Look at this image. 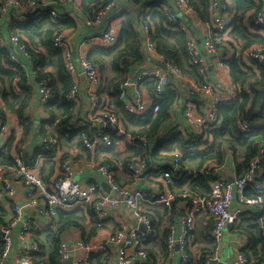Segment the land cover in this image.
<instances>
[{
  "label": "crops",
  "instance_id": "crops-1",
  "mask_svg": "<svg viewBox=\"0 0 264 264\" xmlns=\"http://www.w3.org/2000/svg\"><path fill=\"white\" fill-rule=\"evenodd\" d=\"M40 1L41 2L36 6L33 12L39 10L41 11V14H43L48 10H54L58 15L62 16L64 20L71 18L74 21L73 26L66 30L65 33L68 47L72 51L75 60L79 51L86 52V55H88L89 52L97 49H104L95 43L98 34L102 32L105 26L110 24L119 30L123 20L121 17L123 13H132L135 15L136 20L139 21L140 15L146 14L150 17L152 12L167 7L176 13L179 22L183 25L185 30L182 32L184 33L185 39L190 38L195 41L196 47L204 60V64L207 66V76L203 79V83H210L218 89L229 87L232 82H234L230 76L229 70V61L233 58L240 61L241 69L253 73V78L250 82L253 83L259 80H264V71H261V69H264V61L261 64H258L254 60L245 56V53L250 50L264 51V29H257L246 16H244L243 22L245 27H247L248 34L262 37L263 45H255L242 51L241 41H237L231 36L230 32L232 29L228 27L225 33H220L218 36L214 37L215 41L218 43V47L213 53L207 54L203 48V41L210 35L213 15L212 10L209 18L201 21L193 11L189 13L188 16L180 11L176 7L174 0H142L141 3L137 5H132L130 2L127 3L124 0H113L112 6L105 13L102 21L99 24L87 26L86 22L89 18L79 9L82 0ZM222 1L226 3L228 10L223 18L225 22L229 24L231 23L230 21L238 16V13L235 11V0ZM156 2H159L160 4L155 7L153 5ZM23 8L25 9V7H22L21 9L9 7L0 1V45L7 47V52L9 51L16 56L18 63L22 65L20 70L23 71L28 81L31 83L34 92L32 100L24 112L25 122L20 123L15 113L9 110V108L3 103L1 99L3 86L0 85V112L3 114L9 130L8 142H10V149L13 152L11 157H13L14 153L22 150L24 153L25 164L28 167L34 165V169L36 168L39 170L41 179L45 183L51 182L56 177L61 161L70 160L74 169L73 179L75 181L81 184L97 183L105 190V192L111 193L113 196L117 197L115 193L110 191L105 177L94 167L95 165L111 164L113 167L115 182L119 186L129 191L131 189H141L145 194H148L149 192L164 190V185L162 186V182L158 181L160 173L168 164L170 165L175 154H179L181 158L183 157L177 145L178 138H181L182 142L190 145V148L184 149L188 153L197 151L201 152L211 146L213 143L211 136L209 141L202 147L196 144L195 146L192 145L193 142L190 141L192 133L187 120L185 119L183 110L184 103L187 100L191 102L193 113L195 115L205 114L211 108L210 98L202 94L200 95L197 92L198 89H195V87H201L202 83L186 74H169V85L167 89H165V94L168 91L167 94H169L172 99V104L168 112L169 118L159 127L158 131H156L151 138L150 165L143 172L144 177L141 180H134L128 174L126 164L135 157L137 149L134 145L132 146V144H130L128 139L129 133H127L122 121L120 124L122 126V133L115 134L117 137L122 138L116 141L110 149L96 148L94 150H88L83 146L79 138L78 133L80 131L77 133L78 130L87 127V129L91 128V131L93 129V133H96L101 127V124L98 121L97 109L91 108V102L86 92V79L79 67H77L76 78L74 79V84L77 89L75 95H77V98L74 103L72 118L67 124L69 130H66L65 136L60 137L57 132L58 129H62L58 126L59 121L56 119L53 122H50L45 108L39 103L38 83L36 79L39 75L40 64L37 66L36 59L31 56L35 61L33 65V61L29 57L22 55L20 51L9 42L10 34L13 33L18 35L19 32L17 30L19 28H13V25H23V23L28 22L29 18L32 17V14H26V11ZM37 16L38 15L33 13V17ZM50 22H53L52 18L43 21L41 25L47 27L50 25ZM12 29L15 32H13ZM136 29L140 32L139 26H137ZM141 33L142 38H144L143 32ZM19 37L22 39L21 36ZM23 41L26 44L28 42L25 38ZM141 42L146 59L144 62L132 66L129 71L125 73L123 88L132 98L140 95L145 98L144 100L147 101V104H151L153 102L152 97L148 88L143 83L144 81L151 80L146 79L141 81L138 85H134V78L146 71L159 69L162 65L161 60L154 55L146 53L143 39ZM29 43L30 42H28V44ZM38 48L39 52L42 54L44 50L40 47ZM38 48H36V50ZM46 61H48V59H44L45 64L41 67V70L43 73H53L51 64ZM114 74L110 63H107L105 69L101 72V76L105 81V86L100 97L101 99L108 101V103L111 102V100L106 92L107 83L105 75H107L108 80L112 78ZM238 85L240 93L241 91H248L249 84L238 83ZM17 94L20 95L21 98L23 97V92L17 91ZM259 100H264V86L260 89ZM220 123L221 119L219 118L218 125H220ZM258 125L260 124L258 123ZM148 127L149 126L147 125L145 129H148ZM128 129L133 130L131 127ZM43 140H46V143H44ZM7 143L3 149H0V154H3L4 151L7 150ZM225 152L226 155L224 161L220 165L216 164V166H219L218 170L220 177L228 181L230 178L233 179L237 176L236 165L241 163L242 157L238 153L236 156H233L232 152L228 149H225ZM123 156L125 159L123 160V163H121L119 160ZM184 163L191 167L189 163ZM92 164L94 165L91 166ZM210 164L211 163H207L204 166H209ZM6 169L9 173L10 168ZM193 178H195L194 175L187 179V181L185 180L182 187L184 190L191 186ZM207 183L209 186L208 180ZM15 184L18 185L16 188V202L22 207L23 213L20 221L12 228L13 243L11 252H13V254L18 250H24L29 243H35L39 248L38 258L42 262L44 261L48 264L49 254L55 248L53 239L58 240V247L62 244L70 249L79 241H105L110 235L118 230L129 231L136 226L140 229L144 228V226L137 221L132 209L128 208L123 201L115 206H105L103 209V218L99 222L96 220L89 206L59 210L56 218L53 220L54 227L50 228V226H47L50 222L47 217L40 216L34 211H29L24 207V201L21 200L24 190L18 181L15 182ZM237 199L238 197L233 202L234 208L237 207ZM11 204V201L3 199L0 201V228L13 218ZM40 205L43 206V204ZM140 207L142 210L148 212L153 218L154 236H149L145 240V249L149 253L151 263L182 264L177 248H175L172 255H168L165 249V239L170 231H172V235L175 239L178 236L181 229V218L187 213L186 205L183 202L177 203L176 210L169 214L166 213L164 211L165 208L161 206L142 203ZM254 212H256V210L253 207H243L244 214H251ZM247 217L251 218L252 215H248ZM29 218L32 220V225L27 236L23 240V238L19 237V233L23 224H25ZM65 218H69L71 223L60 229ZM211 225V220L195 219L190 243V252L195 261L198 258L197 256L202 252H211ZM24 241H27V243ZM246 245L247 238L245 236L238 232L237 234L231 232L230 228L227 229L220 243L219 259L218 261L213 260L211 264H221V262L225 260L230 262L233 261L235 254L240 252V250L246 247ZM121 248L122 246L117 244L108 245L107 264H119ZM222 249H227L230 254L229 257L224 260L221 259ZM126 254L133 256L134 264H144V261L139 259L137 251L127 250ZM81 256V252L71 254L68 263L75 264L77 259L81 258ZM12 257L13 256H11V260ZM101 259V254L93 253L89 256L87 264H101ZM7 264H11V261L9 260Z\"/></svg>",
  "mask_w": 264,
  "mask_h": 264
},
{
  "label": "built area",
  "instance_id": "built-area-1",
  "mask_svg": "<svg viewBox=\"0 0 264 264\" xmlns=\"http://www.w3.org/2000/svg\"><path fill=\"white\" fill-rule=\"evenodd\" d=\"M4 5L21 9L19 0H0ZM77 1V0H73ZM129 3L130 0H124ZM261 10L253 18V24L261 29H264V0H259ZM176 7L184 12L187 16L192 10L188 6V0H174ZM37 1H31L25 6V9L32 13ZM112 3L99 9L95 12L92 19H88L87 26L99 24L105 13L110 9ZM210 9L213 12L212 25L210 35L203 41L205 53L211 54L216 49L211 38L216 33H225L228 28V23L224 20V14L228 11L227 5L222 0H210ZM163 13L168 28L184 31L183 25L179 22L176 13L165 7L159 10ZM53 20L61 19L54 10L47 11ZM149 17L145 14L140 17L141 21H147ZM143 23V42L146 53L154 55L161 60L162 67L152 71H146L143 74L134 78V85H138L143 80H151L154 83L152 100L160 99L165 95V89L169 85V74L181 75L178 67L168 58L161 56L156 51L155 41L153 39L154 30H149L146 23ZM119 38V30L113 25H107L96 38V44L101 48H109L114 46ZM9 42L15 46L22 55L29 57L26 48V43L21 41L19 36L11 33ZM53 48L61 51L64 67L69 76L76 78L77 67H79L86 79V92L91 102V108L97 109L98 121L101 124L100 130L88 136L80 131L79 138L83 146L88 150L96 148L109 149L112 146V138L110 133H122V126L119 115L113 111L110 102L101 99L100 95L104 91V79L101 76L99 67L86 57V52L79 51L76 60L73 57L72 51L68 47L67 37L65 32L56 33L52 40ZM186 52L189 57V64L199 68L201 74L206 78L207 66L201 57L195 41L187 38L185 41ZM245 56L261 64L264 61V51L250 50L245 53ZM9 60L19 69L22 65L18 63L16 56L13 53H8ZM198 89V93L209 97L211 100V108L202 115H195L193 107L189 100L184 103V116L191 130L190 141L202 147L209 139V131L218 124V113L216 105L228 104L234 101L240 94L238 83L232 82L229 87L218 89L210 83L205 82L202 88ZM77 91L74 84L72 99L75 98ZM99 94V95H98ZM38 97L41 106H46L52 99L48 89L46 80L38 82ZM123 105L124 112L129 115H142L150 111L155 114L159 110V106L154 103L147 104L142 96L138 95L132 98L123 89L119 95ZM236 127L242 134H247L251 131L253 125L244 122L241 119L236 121ZM9 138L8 126L5 123L3 114L0 112V149H3ZM132 146L138 150L137 155L126 165L128 174L134 180H141L143 172L150 165V140L146 136L129 137ZM46 143V140H43ZM210 146V145H209ZM264 145L259 147L258 152L247 163L246 170L243 174L237 175L232 182L222 179L219 175V166H204L200 170V175L205 177L209 182L210 193L207 196H199L195 194L182 195L183 203L186 205V215L181 218L180 232L176 239L169 232L165 239V249L168 255H172L177 248L182 264H193L195 260L190 252L191 237L194 230L195 219L211 220L212 225L210 235L212 239L211 255L206 258L205 264H211L213 260L218 261L220 256V243L224 237L225 231L237 223L243 214V207H253L257 211L263 210L261 196L264 193ZM181 156L175 154L170 165L160 173L158 181L164 185V190H157L145 194L141 189H131L130 191L122 188L115 182L113 167L110 164H102L94 166L106 179L110 191L115 193L117 197L105 190L97 183L81 184L73 179L74 169L70 160L61 161L56 177L49 183H45L40 176L38 169L28 167L25 164L23 151L16 152L12 157V166L10 172L0 166V201H11V209L13 218L5 223L0 228V264H7L10 260L11 264H46L38 258L39 248L35 243H29L24 250H18L13 254L11 252L13 243V226L16 225L23 213L22 207L16 202V188L18 181L23 188L24 193L21 200L24 201V207L29 211H34L40 216L47 217L50 221L47 226L54 227V219L59 210L68 208H77L89 206L99 222L103 218V209L107 205H117L123 203L131 208L133 214L144 228L138 226L126 230H118L110 235L105 241L92 240L89 242L79 241L74 247L68 249L64 245L58 247L57 264H69L68 261L71 254L81 252V258L77 259L75 264H87L89 256L93 253L101 254V264L108 262V245H121L119 264H134L133 256L126 254L127 250L137 251L140 260L144 264H152L149 253L145 249V240L149 236H154L153 218L151 215L142 210L140 205L148 203L150 205L161 206L165 208L169 214L170 211L176 210L174 207L175 197L171 192L173 187V178L178 176L181 171ZM92 164L91 166H93ZM188 169V168H187ZM170 170V172H169ZM189 170V169H188ZM248 189L254 190L257 194L252 197H245L244 192ZM237 199V207H233L234 200ZM186 201V202H184ZM40 204H43L41 206ZM170 212V213H173ZM32 220L29 218L19 233V237L25 239ZM27 243V241H24ZM11 256L12 260H11ZM221 264H250L249 260L243 253L235 254L233 261H223Z\"/></svg>",
  "mask_w": 264,
  "mask_h": 264
},
{
  "label": "trees",
  "instance_id": "trees-1",
  "mask_svg": "<svg viewBox=\"0 0 264 264\" xmlns=\"http://www.w3.org/2000/svg\"><path fill=\"white\" fill-rule=\"evenodd\" d=\"M19 1L21 2V7L27 6L31 1H37V4L41 2L40 0ZM112 1L113 0H82L79 9L81 12L85 13L89 19H92L96 11L109 5ZM141 1L142 0H130V3L132 5H137L141 3ZM159 4V2H156L153 6L156 7ZM188 6L197 15L199 20L204 21L209 18L211 13L210 0H188ZM24 10L26 14H30L29 11L26 9ZM260 10L261 3L259 0H235V11L238 13V16L230 21L231 23L228 24V27L232 29L230 32L231 36L237 41H241L242 51L255 45H263L262 37L248 34L247 27H245L243 22L244 16H246L253 24L252 20ZM33 13L38 16L33 17ZM33 13H31L32 17L29 18L28 22L23 23V25L14 24L13 28L18 27L19 29L16 28L19 31L18 35L21 36L23 40L25 38L30 42L26 44L27 51L30 56L36 59L37 66L40 64L39 75L36 79L37 83L46 80L49 92L52 96L49 103L44 106L45 111L49 116L50 122L56 119L59 121L58 126L62 129H58L57 132L60 137H63L65 136L66 130H69L67 124L72 118L73 107L77 95H75L74 99L70 97L73 92L74 79L67 74L61 51L53 48L52 40L56 33L65 32L70 29L74 21L71 18L64 20L61 16V19H52L53 22H50L49 26L43 27L41 25L42 22L51 19L49 13L46 12L41 14L39 10ZM141 16L142 15H140V17ZM121 17L123 20L119 29L117 43L109 48L97 49L89 52L86 57L94 62L101 72L105 69V65L110 63L111 69L115 74L109 80V84L106 86V92L111 100L110 104L112 105L113 111L119 115L120 121H122L130 136H146L147 139L151 141V138L156 131H158L159 127L168 120V112L172 104V99L169 94H167L168 91L160 99H153L154 103L159 106V110L155 114H153L151 110L142 115H129L124 112L119 95L120 91L124 89L125 73L129 71L132 66L140 64L146 59L141 42L143 39L141 32L145 21H137L135 15L129 12L123 13ZM145 23L149 30H154L155 34L153 39L155 41L157 53L170 59L178 67L180 74L189 75L191 78L202 83L201 87H199L202 88L205 84L203 83L205 77L200 73L197 66L189 64L184 33L166 27L165 17L160 11L152 12ZM137 26H139L140 32L136 29ZM255 27L259 29V27ZM13 32L15 31L13 30ZM219 34L220 33H216L211 38L215 49L218 47V43L215 41L214 37ZM22 39L20 38L21 41H23ZM38 47L44 50L42 54L39 52ZM36 48L38 49L36 50ZM8 53L10 52H7V47L0 45V85L3 86L1 99L9 110L15 113L19 122L24 123V112L32 100L34 89L23 71L9 60ZM44 59H48L46 62L51 64L53 73H43L41 70V67L45 64ZM229 70L234 83L249 84L248 91H241L239 96L228 104L216 105V111L221 119V123L220 125L217 124L209 133L213 142L209 148L201 152L188 153L184 149L190 148V145L182 142L181 138L177 139V145L183 157L180 162V176L178 175L179 177L175 176L173 178V187H171V192L175 197L174 207L177 203L183 201L182 195H209L210 188L207 179L200 175V170L207 163L222 164L226 155L225 149L231 151L233 156H236L238 153L242 157L241 163L236 165L237 175H240L246 170L247 163L258 152L259 147L264 145V100H259L260 89L264 86V80L253 83L250 82L253 78V73L241 69L240 61L234 58L229 61ZM261 71H264V69H261ZM143 83L148 88L151 97H153L154 83L151 81H144ZM17 91L23 92L22 98L17 94ZM238 119L253 125L249 133H240L236 127V121ZM258 123L260 125H258ZM147 125L149 127L145 129ZM129 127L133 130L128 129ZM79 131L86 133L88 136H91L93 133V129L91 131V128L87 129V127L78 130L77 133ZM110 137L112 138V146L110 148L113 147L116 141L122 138L117 137L114 133H110ZM195 144L196 143H192L193 146H195ZM6 149L7 150L4 151L3 154H0V166L10 168L12 166L11 156L13 153L10 149V142L7 143ZM183 161L189 163L191 167L187 166ZM31 168H34V165ZM193 175L195 178H193L191 186L184 190L182 187L185 180L187 181V179ZM256 194L257 193L252 189H248L244 192L245 197H252ZM261 200L264 208V193L261 196ZM164 211L168 213L166 209H164ZM170 212H173V210ZM246 214L252 215V217L248 218ZM70 223L69 218H65L60 229L70 225ZM229 228L231 232L236 234L238 232L247 238V245L241 249L240 252L249 260L250 264H264V209L261 211L256 210V212L251 214L243 213L241 219ZM53 242L55 248L49 254L48 264H57L58 260V240L53 239ZM210 255L211 252H202L198 255L197 260L193 264H205L206 258Z\"/></svg>",
  "mask_w": 264,
  "mask_h": 264
},
{
  "label": "rangeland",
  "instance_id": "rangeland-1",
  "mask_svg": "<svg viewBox=\"0 0 264 264\" xmlns=\"http://www.w3.org/2000/svg\"><path fill=\"white\" fill-rule=\"evenodd\" d=\"M142 15H143V14H142ZM105 76H106V83H107V85H108V84H109V80H110L111 78L107 80V75H105ZM113 84H114V83H113ZM104 86H105V81H104ZM129 137H131V136L129 135V136H128V139H129ZM130 144H132L131 141H130ZM124 159H125V157L123 156L122 158H120L119 161H120L121 163H123V160H124ZM129 161H130V159H129ZM129 161H128V162H129ZM98 164H100V163H98ZM127 164H128V163H127ZM127 164H126V165H127ZM110 165H111V164H110ZM210 165L216 166L215 163H211ZM211 242H212V241H211ZM212 245H213V244H212ZM229 255H230V254L228 253V250H227V249H222V250H221V259L224 260V259L228 258ZM197 257H198V256H197Z\"/></svg>",
  "mask_w": 264,
  "mask_h": 264
},
{
  "label": "water",
  "instance_id": "water-1",
  "mask_svg": "<svg viewBox=\"0 0 264 264\" xmlns=\"http://www.w3.org/2000/svg\"><path fill=\"white\" fill-rule=\"evenodd\" d=\"M228 181H229V182H232V181H233V179H231V178H230Z\"/></svg>",
  "mask_w": 264,
  "mask_h": 264
}]
</instances>
